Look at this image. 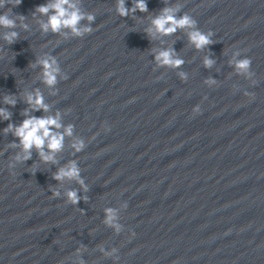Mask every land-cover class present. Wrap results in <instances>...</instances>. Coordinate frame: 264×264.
<instances>
[{
	"label": "water",
	"instance_id": "water-1",
	"mask_svg": "<svg viewBox=\"0 0 264 264\" xmlns=\"http://www.w3.org/2000/svg\"><path fill=\"white\" fill-rule=\"evenodd\" d=\"M49 2L11 6L28 24L17 23L12 43L2 33L13 29H0V107L11 114L0 119V264H78V255L86 264H264V0H147V11L123 17L116 0H71L95 16L79 22L93 26L83 37L41 30L54 10L36 8ZM176 4L177 17L187 12L201 31L213 32L211 44L196 49L186 28L146 31ZM165 48L184 63L157 66L155 54ZM237 50V59L251 58L255 83L230 63ZM45 55L56 57L67 77L58 75L53 86L36 63ZM207 78L217 84L206 85ZM37 89L47 111L27 102ZM25 109L36 117L59 112L72 135L54 161L33 148L10 170L21 149L3 129L24 120ZM77 139L86 142L81 151L73 148ZM69 161L87 190L77 179L54 178ZM69 190L80 197L75 204ZM109 207L118 211L120 233L104 222ZM112 247L118 261L101 251Z\"/></svg>",
	"mask_w": 264,
	"mask_h": 264
},
{
	"label": "clouds",
	"instance_id": "clouds-1",
	"mask_svg": "<svg viewBox=\"0 0 264 264\" xmlns=\"http://www.w3.org/2000/svg\"><path fill=\"white\" fill-rule=\"evenodd\" d=\"M10 6L6 8L3 12H0V29H13L10 31H5L2 33L3 40L12 43L14 39L18 36V32L14 29L17 23L21 27L27 29L28 24L24 22L25 18L23 15H12V7L20 3V0H0V8H4L5 4ZM181 5L176 4L175 6H169L162 9L161 13L152 18V27L148 28L146 31L151 35H169L178 28L189 29L188 37L189 41L195 46L196 49H201L204 46L212 43L213 32L208 30L207 32L201 31L196 25V19L185 12L183 15L177 17L176 12L179 10ZM50 10H54L53 14L48 17L47 21H41L40 27L43 32L51 30L54 33L61 32V29H70V34L83 37L86 33H90L93 30L91 23L88 25L79 26V22L86 17V19L91 22L95 19L94 14L81 12L78 5L71 0H53V2L38 5L36 11L41 14H47ZM137 10L145 12L147 8V0H134L131 7L126 6V0H116V11L120 16H127L130 12L135 13ZM35 15V13H33ZM65 37L69 33H62ZM240 56V51L237 50L233 53L232 63L237 71V74L243 75L246 79L252 80V83L256 81L252 79L254 73L251 71V58L244 56L240 59L236 57ZM155 60L157 66H169L173 68H178L184 63L183 59L175 54L173 48L161 49L155 54ZM38 64L42 66V79L48 86H53L57 82L58 75H62L63 79H66V75L61 74V68L56 57L45 55L44 57L37 60ZM214 63L213 59L210 57H205L204 65L210 67ZM182 80H187V74L184 72L179 73ZM204 83L208 86H213L217 84L214 78L205 79ZM248 97H252L254 94L248 91L244 93ZM4 102L7 104L15 105L16 100L12 95H5L3 97ZM27 102L32 106V108L39 109L42 108L44 111L48 110V105L44 103L42 94L37 89L35 93L27 94ZM192 111L194 114L201 111L200 105L196 104L193 106ZM26 118L22 120L18 125H13L9 123L7 127L3 129L5 133L11 131L15 137L18 138L17 142H12L11 147L19 146L21 152L16 153L11 160L8 162L9 169H13L16 164L25 162L30 159L33 148L39 151L41 159L45 162L54 161V153L58 152L63 147L64 136L72 135L73 125L69 124L64 126L60 122V113L57 112L55 116H31L27 115V109H25ZM10 113L3 107H0V119L7 120L10 117ZM64 127V132H58L53 130ZM84 139H77L73 143V148L77 151L83 150L85 147ZM45 145L48 151H45ZM54 178L57 181L68 179H77V181L87 190V185L84 183L83 178L80 176V168L76 161H69L66 166L60 167L55 173ZM53 196H59L60 192L58 189H52ZM68 201L75 204L80 197L77 195L75 190H69L67 193ZM122 208L127 207V202H123ZM107 225L114 228L116 233H120L123 225L119 223L118 211L114 208L105 209V221ZM135 233H132L134 235ZM84 249L77 248V254L81 253ZM106 255L113 256L114 261L119 260V256L116 255L118 249L112 247L110 251L101 248ZM78 264H86V261L81 257L77 256Z\"/></svg>",
	"mask_w": 264,
	"mask_h": 264
}]
</instances>
